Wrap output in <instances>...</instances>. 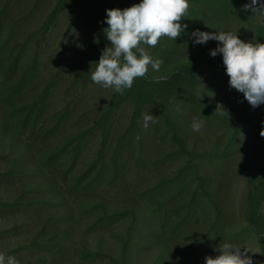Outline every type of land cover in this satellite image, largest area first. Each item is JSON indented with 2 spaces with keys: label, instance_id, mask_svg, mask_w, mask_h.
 <instances>
[{
  "label": "rangeland",
  "instance_id": "1",
  "mask_svg": "<svg viewBox=\"0 0 264 264\" xmlns=\"http://www.w3.org/2000/svg\"><path fill=\"white\" fill-rule=\"evenodd\" d=\"M140 2L0 0V253L20 264H205L230 242L264 264V103L230 88L225 67L201 66L222 59L210 55L218 41L191 37L264 43V18L242 10L250 0H189L180 37L142 45L159 72L149 66L121 95L91 72L110 46L106 10ZM191 63L176 89L159 87ZM145 113L158 123L144 129Z\"/></svg>",
  "mask_w": 264,
  "mask_h": 264
},
{
  "label": "clouds",
  "instance_id": "2",
  "mask_svg": "<svg viewBox=\"0 0 264 264\" xmlns=\"http://www.w3.org/2000/svg\"><path fill=\"white\" fill-rule=\"evenodd\" d=\"M188 9L189 0H141L123 10L107 9L104 23L108 27L103 32L110 46L102 50L99 61L95 63L96 68L91 72V80L123 95L126 89L133 87L136 78L147 76L149 66L159 72L163 60L153 59L142 45L155 48L162 37L175 41L188 27L180 23L186 18ZM242 10H250L264 18V0H250L242 6ZM191 37L194 44L218 41V46L210 50V55L222 54L229 87L242 93L253 108L264 103V43L245 42L236 31L207 32L197 29ZM165 79V76H158L156 82ZM216 112L228 115L219 103ZM150 122L158 123V119L150 113L143 114L144 129L149 127ZM203 125V120L194 119L190 127L199 132ZM260 136L264 137V128ZM136 139L140 140L139 134ZM259 211L264 213V203ZM214 251L219 254L214 258L206 256L205 264H254L248 253H255L247 246L221 242ZM0 264L20 262L14 256L6 257L0 253Z\"/></svg>",
  "mask_w": 264,
  "mask_h": 264
},
{
  "label": "trees",
  "instance_id": "3",
  "mask_svg": "<svg viewBox=\"0 0 264 264\" xmlns=\"http://www.w3.org/2000/svg\"><path fill=\"white\" fill-rule=\"evenodd\" d=\"M262 33H264V31H262ZM196 66L197 65L192 64V63L189 64V65H187L184 69L179 70L174 75V77L172 78L171 82H169V83L166 82V83L160 84L159 87L166 88V89H169V90L176 89L178 87L179 80H181L183 78H186V76L189 75L188 73H190L191 71H195L196 69L194 67H196ZM201 66L202 67L203 66L208 67L207 68L208 70L215 69V68H222V67H224V65H223V59H220V57L212 58L208 62L203 61V63L201 64ZM17 90H18V86L15 87L12 90L5 91L6 92L5 93V97L6 98H11L12 95L14 93H16ZM137 92H138V95H141V91L140 92L137 91ZM171 136H172V139L173 140H177V137H176V135L173 132H172V135ZM255 191L260 196L261 201H264V183L258 184L255 187Z\"/></svg>",
  "mask_w": 264,
  "mask_h": 264
}]
</instances>
